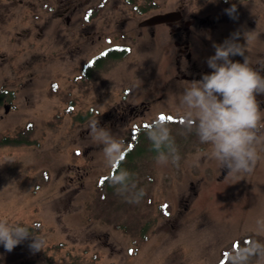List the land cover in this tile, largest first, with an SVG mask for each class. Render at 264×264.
<instances>
[{
  "label": "rangeland",
  "instance_id": "1",
  "mask_svg": "<svg viewBox=\"0 0 264 264\" xmlns=\"http://www.w3.org/2000/svg\"><path fill=\"white\" fill-rule=\"evenodd\" d=\"M179 4L214 21L205 36L209 57L237 32L249 61L264 52V0H0V138L28 126L30 140L0 145V220L38 225L34 235L45 241L41 251L30 240L11 252L0 245V264H228L234 247L264 243L256 233L264 218V147L251 173L220 177L224 168L204 154L209 146L182 127L179 98L191 83L174 81L169 28L159 25L151 36L138 25ZM232 4L235 19L224 11ZM115 46L126 54L80 79L83 63ZM125 104L146 108L117 115ZM161 115L172 118L178 166L158 165L155 151L139 158L132 171L144 191L139 203L101 190L97 181L110 167L90 121L98 118L126 146L135 129Z\"/></svg>",
  "mask_w": 264,
  "mask_h": 264
},
{
  "label": "clouds",
  "instance_id": "2",
  "mask_svg": "<svg viewBox=\"0 0 264 264\" xmlns=\"http://www.w3.org/2000/svg\"><path fill=\"white\" fill-rule=\"evenodd\" d=\"M224 11L230 18H236L235 4ZM239 39L237 32L222 44H214L215 53L206 60L211 72L202 74L179 98L185 134L195 131L199 142L209 146L204 154L232 175L251 173L261 159L258 147H264V110L257 99L264 95V75L250 66ZM235 56L242 57L243 62L234 61ZM146 128L147 138L157 153L156 163L166 166L171 162L178 166L180 156L168 122L158 118ZM89 133L93 142L102 146L105 164L114 170L107 177L108 183L127 202L139 203L143 189H137L132 173L119 167L126 158L124 138L101 127L98 118L90 121ZM256 233L264 235V218L256 220ZM28 240L31 250H43L45 241L29 227L0 220V245L6 251L11 252ZM253 260L255 264H264V243L254 239L234 247L228 256V264H252Z\"/></svg>",
  "mask_w": 264,
  "mask_h": 264
},
{
  "label": "flooded vegetation",
  "instance_id": "3",
  "mask_svg": "<svg viewBox=\"0 0 264 264\" xmlns=\"http://www.w3.org/2000/svg\"><path fill=\"white\" fill-rule=\"evenodd\" d=\"M75 8L76 7H73V10ZM67 9L68 8L65 7L62 13L58 14V17H61ZM171 11H176V13L173 14L174 17L170 20L156 24H149V25H141L140 24L141 21H139L138 25L142 30L146 28V32H148V34H150L151 36H153L155 33L156 30L155 27L159 25H165L166 27H168L173 37V44L176 48V54L174 58V65H175V69H174L175 71L173 75L174 81L176 83L180 82L181 84L184 81L188 83L198 81L201 79L202 74L211 72V69L208 68L206 63V60L209 57L208 55H210L209 50L211 49L210 47L207 46V40L205 39V36L209 35L210 38L211 35H213L212 33L214 32L213 28L215 25L214 21L210 19V17L198 15L194 11L188 12L180 4L177 5V8L175 10H171ZM90 12L92 11L90 10ZM91 16H92L91 13L90 14L83 13L82 20L84 19L86 21H90ZM64 19L68 24L70 21L69 17L66 16ZM124 24L125 23H122V26ZM241 37L244 38V36ZM102 51L103 50L91 56L87 62L83 63V65L80 67V74H79L80 79L82 77H84V79L89 78V76L91 75V73L89 74V71H95L101 65L100 61H94L93 65L91 66V61L92 59L100 56ZM263 53L264 52L261 50L258 52L255 50L253 52V59L256 58L257 60L254 59L255 61H249L250 66L254 70L261 72L262 75H264V62L262 58ZM212 55L214 54L212 53ZM245 55L247 56L248 54ZM257 99L261 101V109H262L264 107V95L258 96ZM138 106L139 105L136 104L117 105L115 108V112L117 115H123V113L126 110H128L130 115L137 116L142 114V112L146 108L145 105H141L142 108ZM222 171H224L225 172L224 174L226 175V173L229 170L224 168L222 169ZM223 175L221 174L220 177H223Z\"/></svg>",
  "mask_w": 264,
  "mask_h": 264
},
{
  "label": "trees",
  "instance_id": "4",
  "mask_svg": "<svg viewBox=\"0 0 264 264\" xmlns=\"http://www.w3.org/2000/svg\"><path fill=\"white\" fill-rule=\"evenodd\" d=\"M143 9V8H142ZM87 13H91L90 10ZM127 52V47H110L102 51L100 56L92 59L91 61V66L93 65L94 61H100L101 62H106L110 59H116L118 57L123 56ZM102 64V63H101ZM6 94V90L1 88L0 89V103L3 101L4 97ZM167 121V120H166ZM168 122V121H167ZM150 124V123H149ZM146 124V125H149ZM169 124V122H168ZM27 129H22V131L18 132L17 135L15 136H2L0 138V145H16V144H29L30 140L28 138V135H25V132H29V127H26ZM147 128L144 126H141L137 129H135L132 132V136L130 137L131 140L126 144V153H125V160L119 165V167L126 169L130 173L134 171V168L137 165V160L141 157H144V154L147 153L148 151L154 153V150L152 149V144L151 141L147 138L146 135ZM114 170L110 168L108 174L102 176L101 178L98 179L97 181V186L103 190L104 192H109L108 194H112L114 192V187L111 186L108 181L107 177L110 174H113ZM135 182L137 181L136 178H133ZM103 181V182H102ZM29 227L31 231H33V234L37 233L39 231V226L36 225L35 228H33V225H22ZM8 264H29L28 261H18V262H13V263H8ZM71 264H79L77 262H73Z\"/></svg>",
  "mask_w": 264,
  "mask_h": 264
},
{
  "label": "water",
  "instance_id": "5",
  "mask_svg": "<svg viewBox=\"0 0 264 264\" xmlns=\"http://www.w3.org/2000/svg\"><path fill=\"white\" fill-rule=\"evenodd\" d=\"M174 13H176V11H167V12H162V13H157L154 14L146 19H144L143 21L140 22L141 25H149V24H156V23H161V22H165L167 20H170L174 17ZM5 111H7V107L5 106ZM225 172L222 171V175Z\"/></svg>",
  "mask_w": 264,
  "mask_h": 264
},
{
  "label": "snow or ice",
  "instance_id": "6",
  "mask_svg": "<svg viewBox=\"0 0 264 264\" xmlns=\"http://www.w3.org/2000/svg\"><path fill=\"white\" fill-rule=\"evenodd\" d=\"M159 119H161V120H168L169 122H171L172 121V118L171 117H165V116H163V115H161L160 117H159ZM145 127H147V125H145ZM103 182V181H102Z\"/></svg>",
  "mask_w": 264,
  "mask_h": 264
}]
</instances>
